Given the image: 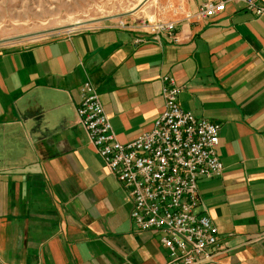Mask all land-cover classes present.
Returning a JSON list of instances; mask_svg holds the SVG:
<instances>
[{
    "label": "crops",
    "instance_id": "0c3cea01",
    "mask_svg": "<svg viewBox=\"0 0 264 264\" xmlns=\"http://www.w3.org/2000/svg\"><path fill=\"white\" fill-rule=\"evenodd\" d=\"M203 1L147 0L64 36L0 43V264H178L159 232L135 227L128 189L77 116L89 78L118 139L132 141L161 114L167 74L183 108L221 124L223 173L199 181L219 246L202 264H264V15L227 0L201 20ZM120 19L175 22L179 40Z\"/></svg>",
    "mask_w": 264,
    "mask_h": 264
},
{
    "label": "built area",
    "instance_id": "2783aa9c",
    "mask_svg": "<svg viewBox=\"0 0 264 264\" xmlns=\"http://www.w3.org/2000/svg\"><path fill=\"white\" fill-rule=\"evenodd\" d=\"M242 1L256 15H264V0ZM227 0H204L196 17L211 19L222 13ZM117 27L136 28L160 42L165 35L178 41L172 21L120 19ZM136 39L137 43L145 41ZM164 107L151 130L121 142L106 113L100 94L87 78L80 86L77 116L95 151L109 171L128 189L131 220L141 231L159 232L169 263L202 264L219 246V231L199 211V181L219 176L224 165L217 155L221 124L182 107L181 87L170 75L161 76Z\"/></svg>",
    "mask_w": 264,
    "mask_h": 264
},
{
    "label": "rangeland",
    "instance_id": "374dc122",
    "mask_svg": "<svg viewBox=\"0 0 264 264\" xmlns=\"http://www.w3.org/2000/svg\"><path fill=\"white\" fill-rule=\"evenodd\" d=\"M129 5L128 0H0V39L116 15L125 12Z\"/></svg>",
    "mask_w": 264,
    "mask_h": 264
},
{
    "label": "water",
    "instance_id": "95a60500",
    "mask_svg": "<svg viewBox=\"0 0 264 264\" xmlns=\"http://www.w3.org/2000/svg\"><path fill=\"white\" fill-rule=\"evenodd\" d=\"M146 1L147 0H144L137 8H135L131 12H126V13L124 12V13H119L116 15L100 17V18L85 20V21H79V22L72 23V24L65 25V26L54 27V28H49V29H45V30H41V31L33 32V33L20 35V36L5 38V39H1L0 43L15 41V40L24 39V38L38 37V36H43V35H47V34L62 32V31H70V30H74V29H77L79 27L87 26L90 24H94V23H98V22H104V21L111 20L114 18H121V17L130 15L133 12L137 11Z\"/></svg>",
    "mask_w": 264,
    "mask_h": 264
},
{
    "label": "bare ground",
    "instance_id": "6f19581e",
    "mask_svg": "<svg viewBox=\"0 0 264 264\" xmlns=\"http://www.w3.org/2000/svg\"><path fill=\"white\" fill-rule=\"evenodd\" d=\"M79 22V21H78Z\"/></svg>",
    "mask_w": 264,
    "mask_h": 264
}]
</instances>
